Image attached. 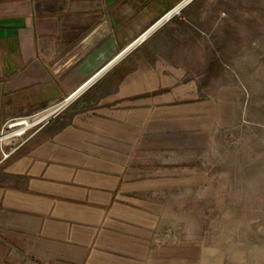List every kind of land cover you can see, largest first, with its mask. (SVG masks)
<instances>
[{
    "label": "crops",
    "instance_id": "crops-1",
    "mask_svg": "<svg viewBox=\"0 0 264 264\" xmlns=\"http://www.w3.org/2000/svg\"><path fill=\"white\" fill-rule=\"evenodd\" d=\"M182 2L0 0V131L61 105L29 135L9 129L22 135L0 166V264H194L154 239L176 178L137 161L188 146L173 135L199 143L224 113L226 90L157 37Z\"/></svg>",
    "mask_w": 264,
    "mask_h": 264
},
{
    "label": "rangeland",
    "instance_id": "rangeland-1",
    "mask_svg": "<svg viewBox=\"0 0 264 264\" xmlns=\"http://www.w3.org/2000/svg\"><path fill=\"white\" fill-rule=\"evenodd\" d=\"M183 3L157 37L169 31L172 55L228 97L215 124L192 131L205 134L199 143L173 135L188 146L139 151L146 174L176 178L160 194L154 239L194 264H264V0Z\"/></svg>",
    "mask_w": 264,
    "mask_h": 264
},
{
    "label": "built area",
    "instance_id": "built-area-1",
    "mask_svg": "<svg viewBox=\"0 0 264 264\" xmlns=\"http://www.w3.org/2000/svg\"><path fill=\"white\" fill-rule=\"evenodd\" d=\"M139 39V38H138ZM137 39V40H138ZM38 115L30 116V117H18L9 120L8 122L5 123L3 128L0 131V142H1V137H10V142L9 145H1L0 144V166H2L8 159L9 157L15 152V147L10 146L13 141L19 140L20 136H17L16 134H13L9 131V129L13 126H19L22 127V121L27 120L28 122L32 123ZM35 124H31L29 127L26 128V130L32 128ZM22 135V134H19ZM9 147L5 149V147Z\"/></svg>",
    "mask_w": 264,
    "mask_h": 264
},
{
    "label": "bare ground",
    "instance_id": "bare-ground-1",
    "mask_svg": "<svg viewBox=\"0 0 264 264\" xmlns=\"http://www.w3.org/2000/svg\"><path fill=\"white\" fill-rule=\"evenodd\" d=\"M184 1H187V0H184ZM183 1V2H184ZM181 3L180 5H178L177 7H175L170 13H169V15H167L163 20H167L169 17H170V15L173 13V11L174 12H177L178 10H180V8L182 7V6H184V3ZM63 102V101H62ZM61 102V103H62ZM65 104V103H64ZM61 107V105H57V106H55V107H52V108H50V109H47V110H45L44 112H42L41 114H39L38 116H37V118L32 122V123H30V122H28L27 120H24L23 121V123H24V125L25 126H30L31 124H36V123H39V122H41V121H43L44 119H46V118H48L49 116H51L52 114H53V112H55L57 109H59ZM23 125V126H24ZM20 133L19 132H17V135H19ZM1 140L2 141H4V143H9L10 142V137H1Z\"/></svg>",
    "mask_w": 264,
    "mask_h": 264
},
{
    "label": "water",
    "instance_id": "water-1",
    "mask_svg": "<svg viewBox=\"0 0 264 264\" xmlns=\"http://www.w3.org/2000/svg\"><path fill=\"white\" fill-rule=\"evenodd\" d=\"M181 8H182V7H181ZM170 12H171V11H170ZM170 12H169V13H170ZM169 13H167V14L164 16V18H165L167 15H169ZM162 19H163V18H162Z\"/></svg>",
    "mask_w": 264,
    "mask_h": 264
}]
</instances>
